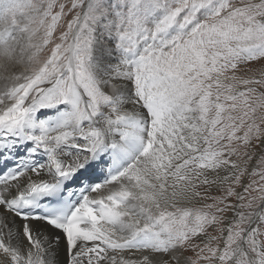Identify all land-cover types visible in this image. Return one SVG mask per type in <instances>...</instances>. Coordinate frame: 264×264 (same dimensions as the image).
<instances>
[{"label":"snow or ice","instance_id":"obj_1","mask_svg":"<svg viewBox=\"0 0 264 264\" xmlns=\"http://www.w3.org/2000/svg\"><path fill=\"white\" fill-rule=\"evenodd\" d=\"M0 264H264V0H0Z\"/></svg>","mask_w":264,"mask_h":264}]
</instances>
